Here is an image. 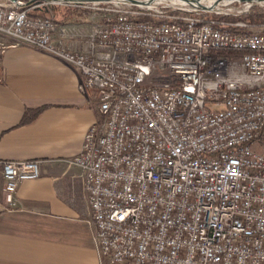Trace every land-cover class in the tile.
Instances as JSON below:
<instances>
[{
  "label": "built area",
  "instance_id": "1",
  "mask_svg": "<svg viewBox=\"0 0 264 264\" xmlns=\"http://www.w3.org/2000/svg\"><path fill=\"white\" fill-rule=\"evenodd\" d=\"M233 3L117 4L77 50L30 13L78 0L0 1V32L96 92L98 118L66 162L82 171L101 264H264V27L226 20L254 6ZM0 175L14 208L42 170L0 160Z\"/></svg>",
  "mask_w": 264,
  "mask_h": 264
},
{
  "label": "crops",
  "instance_id": "2",
  "mask_svg": "<svg viewBox=\"0 0 264 264\" xmlns=\"http://www.w3.org/2000/svg\"><path fill=\"white\" fill-rule=\"evenodd\" d=\"M59 28L54 42L77 50L94 29ZM96 106L73 64L0 36V160H35L42 170L20 183L14 208L0 175V264H101L82 171L66 162L81 152Z\"/></svg>",
  "mask_w": 264,
  "mask_h": 264
},
{
  "label": "rangeland",
  "instance_id": "3",
  "mask_svg": "<svg viewBox=\"0 0 264 264\" xmlns=\"http://www.w3.org/2000/svg\"><path fill=\"white\" fill-rule=\"evenodd\" d=\"M31 1L32 0H30V2ZM139 1H142V3H145L149 0H139ZM125 2L128 4L130 3L128 1H124L121 5H124ZM27 3H29V2H27ZM94 4L97 6L96 8H93ZM94 4H93V2H90V1L85 2V0H83V2H78V7L74 8L77 10V13L79 14V22H80V25L83 29H84V27L86 28V27H92V26L95 29L99 25H103L106 22L105 20L107 18H111V17L113 18L114 14H113L112 10L116 8V5L118 4V2H116V1L100 2V3L97 2ZM97 4H99V5H97ZM130 4L137 5V4H133V3H130ZM253 5H254L253 7H255V6L259 7L260 6L261 8H264V4H253ZM51 6L56 7L57 5H49V7H51ZM59 7L60 8L56 7L55 9H52L53 7H51V9H49V10H51L50 16L54 17V19H56V20H60L61 17L63 18L64 16H62V15L67 12V10L65 8L66 6L60 5ZM232 8L234 10H239L240 9L239 3L238 2L233 3L231 6V10H232ZM242 16H244V15H242ZM260 27L262 28L264 26H260ZM260 27H256V28L260 29ZM93 30L91 32H93ZM89 34L87 35V37L89 36ZM0 36L9 37L8 35H6L2 32H0ZM87 37L85 38V41H86ZM84 46H85V44H84ZM95 94H96V92H95Z\"/></svg>",
  "mask_w": 264,
  "mask_h": 264
},
{
  "label": "trees",
  "instance_id": "4",
  "mask_svg": "<svg viewBox=\"0 0 264 264\" xmlns=\"http://www.w3.org/2000/svg\"><path fill=\"white\" fill-rule=\"evenodd\" d=\"M25 2H30V0H23ZM38 5V4H35ZM53 7L52 9H55L56 7L60 8L59 6H51ZM51 7L49 6H44V7H37L35 9H33V11L30 13L31 16L33 17H48V18H53L50 16V12ZM67 12L64 13L62 16H64L63 18L61 17L60 20H56L54 19V21L59 24V25H65L69 22L71 23H79V14L77 13V10L74 9V6H66L65 7ZM226 20L228 21H236V20H240L243 21L245 23L250 24L253 27H260V26H264V8H261L260 6L257 7H253L249 13H247L244 16H240V17H227ZM41 110H35L33 112H30L28 114L25 115V120L37 115Z\"/></svg>",
  "mask_w": 264,
  "mask_h": 264
},
{
  "label": "water",
  "instance_id": "5",
  "mask_svg": "<svg viewBox=\"0 0 264 264\" xmlns=\"http://www.w3.org/2000/svg\"><path fill=\"white\" fill-rule=\"evenodd\" d=\"M11 1H17V0H11ZM87 1L94 2V3L116 1V2H118L119 5H121L124 1H128V2L133 3V4L142 3V1H139V0H137V1L136 0H87ZM152 1H154V0H149L148 3H151ZM184 1L187 3H190V4H192V3L197 4L199 6V8L202 10H205V9L212 10L215 7L214 5H210V6L205 5L204 6L200 0H184ZM217 1L219 2L221 0H217ZM230 1L231 2H240V3L249 2V3H253V4H264V0H230ZM37 2L63 3V2H77V0H32L31 1V3H37Z\"/></svg>",
  "mask_w": 264,
  "mask_h": 264
},
{
  "label": "bare ground",
  "instance_id": "6",
  "mask_svg": "<svg viewBox=\"0 0 264 264\" xmlns=\"http://www.w3.org/2000/svg\"><path fill=\"white\" fill-rule=\"evenodd\" d=\"M79 2H83V0H78ZM87 0H85V2H86ZM173 1H175L176 3H179V4H183V5H187V3L184 1V0H173ZM201 1V3H209V4H215V1L216 0H200ZM224 2L226 3V4H231L232 2L230 1V0H224ZM100 3V2H99ZM189 5V4H188Z\"/></svg>",
  "mask_w": 264,
  "mask_h": 264
}]
</instances>
